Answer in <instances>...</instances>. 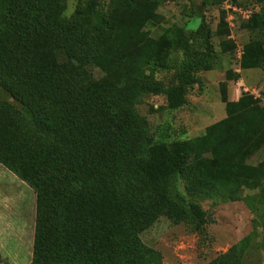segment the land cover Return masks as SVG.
Wrapping results in <instances>:
<instances>
[{
    "label": "trees",
    "instance_id": "1",
    "mask_svg": "<svg viewBox=\"0 0 264 264\" xmlns=\"http://www.w3.org/2000/svg\"><path fill=\"white\" fill-rule=\"evenodd\" d=\"M99 1L86 0L66 18V0H0V89L7 96L0 100V164L35 195L28 264H161L160 252L139 235L177 206L170 194L177 175L197 200L227 196L224 176L253 189L242 199L260 216L258 250L264 249V161L244 162L264 144V106L244 93L230 101L228 82L239 75L227 69L219 85L225 117L192 140L154 142L139 100L163 95L170 109L184 105L197 74L218 67L211 30L197 16V29L181 40L180 62L171 64L176 28L156 41L113 37L116 27L95 20ZM161 1L110 6L129 11L136 4L144 21ZM257 2L258 13L243 25L259 34L242 46L243 71L264 57V0ZM105 59L116 68L93 78L90 66ZM160 69L172 70L167 84L152 77ZM211 143L208 154L189 158L192 146ZM184 206L201 234L207 214L196 202ZM249 239L205 264H245Z\"/></svg>",
    "mask_w": 264,
    "mask_h": 264
},
{
    "label": "rangeland",
    "instance_id": "2",
    "mask_svg": "<svg viewBox=\"0 0 264 264\" xmlns=\"http://www.w3.org/2000/svg\"><path fill=\"white\" fill-rule=\"evenodd\" d=\"M85 1L66 0L63 16L70 17L74 9ZM140 1L146 0H133L135 3ZM134 6L129 11L114 10L110 0H100L94 17L98 23L108 20L110 25L116 27L113 33L116 38L129 35L135 38L136 34H142L156 41L165 32L176 28L178 37L168 54L170 63L177 65L183 54L181 40L189 39L197 29L200 19L196 17L199 16L211 30L210 41L214 53H217V57L220 55L218 67L211 70L212 74L209 71L197 74L199 82L189 89L184 105L170 109L163 95H145L139 100L138 112L146 117L154 142L169 144L192 140L205 134L204 129L218 121L219 108L221 116H224L219 85L225 81L224 72L227 69L243 78V84L239 86L232 81L227 91L229 96L239 98L243 93L248 94L259 106H264V57L258 68L244 70L243 73L238 65L242 46L259 36L258 31L243 26L258 13L260 5L257 0H163L154 5L153 11L144 21L136 4ZM222 44L226 47L224 54L220 53ZM115 68L112 60L105 59L103 64L90 66V71L92 77L98 79ZM171 73L170 69H160L152 77L167 84ZM0 100H7L1 89ZM259 143L256 144L259 149L244 160L248 167L264 161V144ZM194 146L189 157L191 159L208 154L214 144L211 143L209 147ZM240 151L237 149L236 153L242 157ZM247 151L248 148H244L241 154ZM224 177L220 190L228 197L198 200L185 191L184 182L178 175L174 179L170 194L177 201V206L139 235L143 243L160 252L161 264H205L245 238H250L247 255L251 253L246 256L245 264H261L264 249L258 250V243L261 242L260 216L254 214L242 199L252 196L254 190L243 187L231 176ZM191 201L199 204L207 214L208 223L201 234L194 230L186 216L184 205ZM34 214L35 195L32 189L0 164V264L30 262Z\"/></svg>",
    "mask_w": 264,
    "mask_h": 264
},
{
    "label": "crops",
    "instance_id": "3",
    "mask_svg": "<svg viewBox=\"0 0 264 264\" xmlns=\"http://www.w3.org/2000/svg\"><path fill=\"white\" fill-rule=\"evenodd\" d=\"M211 74H212V72L213 71H209ZM242 73L244 72L243 70L241 71ZM245 77V76H244ZM236 85H241V84H243V78H241V76H240V78H238L237 80H235V82H234ZM230 84V85H229ZM231 84H233V82L232 81H230L229 83H228V85H227V91L229 92V88H230V86H231ZM238 89H239V87H238ZM228 92H227V94H228ZM232 94V93H231ZM228 98H229V100L230 101H236L237 99H238V97H235V98H231V96H229V94H228ZM221 102V101H220ZM222 103V102H221ZM223 104V103H222ZM224 105V104H223ZM220 110V111H219ZM219 114H220V118L218 119V121L219 120H221L222 118H224L225 117V115L224 116H221L222 114H221V108H219ZM217 122V121H216ZM261 264H264V255H263V257H262V260H261Z\"/></svg>",
    "mask_w": 264,
    "mask_h": 264
},
{
    "label": "built area",
    "instance_id": "4",
    "mask_svg": "<svg viewBox=\"0 0 264 264\" xmlns=\"http://www.w3.org/2000/svg\"><path fill=\"white\" fill-rule=\"evenodd\" d=\"M242 87H243V86H242ZM242 90H243V91H246V89H245V88H243Z\"/></svg>",
    "mask_w": 264,
    "mask_h": 264
}]
</instances>
